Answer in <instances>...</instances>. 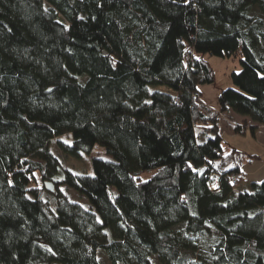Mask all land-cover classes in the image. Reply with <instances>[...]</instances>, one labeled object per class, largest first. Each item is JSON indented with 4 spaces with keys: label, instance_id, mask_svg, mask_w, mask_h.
I'll return each instance as SVG.
<instances>
[{
    "label": "trees",
    "instance_id": "16d2710c",
    "mask_svg": "<svg viewBox=\"0 0 264 264\" xmlns=\"http://www.w3.org/2000/svg\"><path fill=\"white\" fill-rule=\"evenodd\" d=\"M209 55L241 57L219 109ZM229 112L264 126V0H0V264H264V180L238 190L263 155L223 147ZM53 140L113 160L73 173Z\"/></svg>",
    "mask_w": 264,
    "mask_h": 264
},
{
    "label": "rangeland",
    "instance_id": "374dc122",
    "mask_svg": "<svg viewBox=\"0 0 264 264\" xmlns=\"http://www.w3.org/2000/svg\"><path fill=\"white\" fill-rule=\"evenodd\" d=\"M210 59L213 68L216 72V78L214 83L205 84L202 85L204 87L205 91V99L209 102L217 103V97L220 93L221 89L225 88H232L235 87L233 79H231V73L233 71L239 72L242 70V63H241V57L240 55H231V57L228 56H211L209 55L207 57ZM162 90V91H168L170 90V87L167 85H158L156 87H151V90ZM235 112H229L226 114H233ZM225 121H221V128H220V134L223 136V147L226 150L232 149V148H246L250 147L248 146L249 143L252 147H257L258 150L262 149V142L255 139L253 132L250 131L249 128H247V133H241L236 132L234 130L233 123L236 122L234 118L229 117L228 115H225L223 117ZM225 122V123H224ZM59 141H64L68 144L72 143V136L71 135H61L59 138ZM56 140L51 141L50 143V149L58 155V157L61 159V162L63 163V166L73 173L77 174H91L94 175L93 172V158L100 157L102 159L107 160H113V155L106 150V147L102 145H95L94 148L91 150V152H83L81 156H75L70 155L67 153L63 147V145ZM156 170H149V171H142L140 172L137 177L141 180H148L152 174H154ZM59 177H62L63 171H60L58 173ZM240 188L244 187V184L239 185ZM61 191L69 196L70 200L73 202H78L81 205H83L85 208L92 209L91 205L88 202L87 197L80 194L77 190L70 188L69 186L63 184V186L60 187ZM99 258L101 261V264H112L111 261H109V258L107 257V254L105 251L100 250L99 252Z\"/></svg>",
    "mask_w": 264,
    "mask_h": 264
},
{
    "label": "crops",
    "instance_id": "0c3cea01",
    "mask_svg": "<svg viewBox=\"0 0 264 264\" xmlns=\"http://www.w3.org/2000/svg\"><path fill=\"white\" fill-rule=\"evenodd\" d=\"M201 90L203 91V95L202 98L205 102H207V104H209L210 106H213L216 109H219V96L220 93L217 97V103L214 102H209L205 99V91H204V87L201 86ZM229 117L234 118L236 122H238L239 124H241V122L244 121V119H246V133L247 128L250 129L251 132H253V135L255 137L256 140L262 142V149H259L257 147H252L251 144L249 143L248 146L250 147H246V148H237L247 154H251V155H263V157L261 159H257V160H248V158L246 157V160L244 162V166L242 168L243 170V175L245 176V180L240 183V184H244L243 188H240L238 186V190L241 192H251L252 191V184L253 183H259L262 182L264 180V126L259 124L258 122H254L251 120L250 117H246V116H241L238 113H233V114H227ZM225 121V119L222 120V122ZM226 122V121H225ZM224 122V123H225ZM227 123V122H226ZM235 129V128H234ZM239 184V185H240Z\"/></svg>",
    "mask_w": 264,
    "mask_h": 264
},
{
    "label": "built area",
    "instance_id": "2783aa9c",
    "mask_svg": "<svg viewBox=\"0 0 264 264\" xmlns=\"http://www.w3.org/2000/svg\"><path fill=\"white\" fill-rule=\"evenodd\" d=\"M199 96H200V94L199 93H195L194 95H193V98L194 99H198L199 98ZM233 125H237V122H234L233 123ZM221 171H223V169L222 168H219V170L218 171H214V173H211L210 174V178L212 179L211 180V183H210V187L215 191V190H220L221 188H220V177H219V175H220V173L219 172H221ZM236 180H237V176L235 177V176H233V178H232V183L233 184H236Z\"/></svg>",
    "mask_w": 264,
    "mask_h": 264
},
{
    "label": "water",
    "instance_id": "95a60500",
    "mask_svg": "<svg viewBox=\"0 0 264 264\" xmlns=\"http://www.w3.org/2000/svg\"><path fill=\"white\" fill-rule=\"evenodd\" d=\"M45 185L48 191L53 192L55 190V185L53 182H46Z\"/></svg>",
    "mask_w": 264,
    "mask_h": 264
}]
</instances>
